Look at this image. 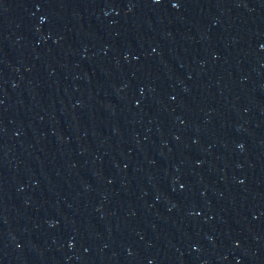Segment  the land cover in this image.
Instances as JSON below:
<instances>
[{
  "label": "water",
  "instance_id": "1",
  "mask_svg": "<svg viewBox=\"0 0 264 264\" xmlns=\"http://www.w3.org/2000/svg\"><path fill=\"white\" fill-rule=\"evenodd\" d=\"M0 264H264V0H0Z\"/></svg>",
  "mask_w": 264,
  "mask_h": 264
},
{
  "label": "snow or ice",
  "instance_id": "2",
  "mask_svg": "<svg viewBox=\"0 0 264 264\" xmlns=\"http://www.w3.org/2000/svg\"><path fill=\"white\" fill-rule=\"evenodd\" d=\"M162 2V0H154V3H157V4H159V3H161ZM174 7H177L178 5H173Z\"/></svg>",
  "mask_w": 264,
  "mask_h": 264
}]
</instances>
